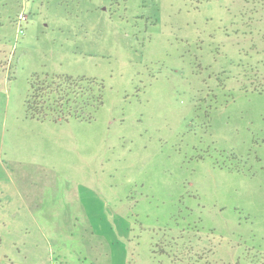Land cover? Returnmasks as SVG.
<instances>
[{
    "label": "rangeland",
    "instance_id": "1",
    "mask_svg": "<svg viewBox=\"0 0 264 264\" xmlns=\"http://www.w3.org/2000/svg\"><path fill=\"white\" fill-rule=\"evenodd\" d=\"M62 76L101 104L30 117ZM120 253L264 264V0H0V264Z\"/></svg>",
    "mask_w": 264,
    "mask_h": 264
},
{
    "label": "trees",
    "instance_id": "2",
    "mask_svg": "<svg viewBox=\"0 0 264 264\" xmlns=\"http://www.w3.org/2000/svg\"><path fill=\"white\" fill-rule=\"evenodd\" d=\"M38 82L37 85H31L30 96L26 100V112L32 118L43 119L49 116L54 122L67 118L80 119L79 112L87 108L94 110L101 104V84H98L90 100L87 97V99L83 98L86 92L93 90L83 88L81 83L91 85L92 80L89 82L62 76L53 79L44 78Z\"/></svg>",
    "mask_w": 264,
    "mask_h": 264
},
{
    "label": "crops",
    "instance_id": "3",
    "mask_svg": "<svg viewBox=\"0 0 264 264\" xmlns=\"http://www.w3.org/2000/svg\"><path fill=\"white\" fill-rule=\"evenodd\" d=\"M121 257H123V264H128L127 260H126L127 259L126 255L123 254V253H120L119 256H118L119 260L121 259ZM37 264H41V263H37Z\"/></svg>",
    "mask_w": 264,
    "mask_h": 264
},
{
    "label": "built area",
    "instance_id": "4",
    "mask_svg": "<svg viewBox=\"0 0 264 264\" xmlns=\"http://www.w3.org/2000/svg\"><path fill=\"white\" fill-rule=\"evenodd\" d=\"M26 19H25V17L24 16H22V17H19V23H22V22H24Z\"/></svg>",
    "mask_w": 264,
    "mask_h": 264
}]
</instances>
